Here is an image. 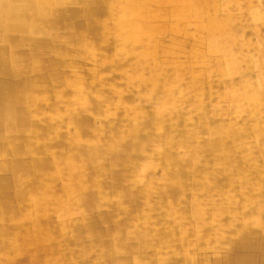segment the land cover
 <instances>
[{
  "label": "crops",
  "instance_id": "1",
  "mask_svg": "<svg viewBox=\"0 0 264 264\" xmlns=\"http://www.w3.org/2000/svg\"><path fill=\"white\" fill-rule=\"evenodd\" d=\"M56 1H58V4L62 6L61 8L60 6L57 7L56 5L55 7L54 6L51 7L48 1H39V3L37 4V1H28V0H0V132H1L0 133V145H1L0 146V183H4V185H2L1 187L2 188L5 187L7 189L5 191L0 192V196H4V197H10V196H19V197L24 196L25 197L27 195L35 196L39 194L37 192V190L39 189L38 187L41 186L43 182H48L50 180L57 181L58 183H56L57 184L56 186H58V188H62V190H64L66 186H70L72 190V183L67 181L68 178L63 175L55 176L54 172H57L59 169H61V171H64L66 169L67 172L68 170L70 171V169L71 171L73 169L80 171V169H82V167L85 165H86L85 171H88L90 169L91 161L87 160L86 157L90 156L89 147L92 141L91 140L92 137L89 132L92 131V128H93L92 125L94 124L95 120H93L92 118L86 115H83L82 113L94 112V113L100 114L97 110L95 109L92 110L90 108L88 101L92 99L102 101L103 104L111 101L110 98L108 99L106 95L102 96L101 98H98V97L93 98L90 95H88V93L92 90V88L93 89L96 88L97 86L96 83L98 82L97 81L98 76L89 75L88 74L89 71H87V69H85L84 66L82 65V63L91 62L89 58L91 54V46L89 45L88 42H90L89 38H91V35L94 32H90L88 31V29H85V23H87V21L89 22L88 19H90V15L86 14L87 13L86 10H87V6H89V2H91L92 0H56ZM218 1L219 0H216V1L215 0H178V1L159 0L158 3L152 2L150 0L137 1L138 6H141L142 8L144 7L142 11L147 12V13H152V18H154L155 15L159 16L160 11L165 10L166 18H165L163 27H165L166 30L159 38L162 37V39L164 40V44H166L167 47L164 46L163 49H157L155 51L152 47H150V44H148L149 41H147L146 39H142V41L140 42L143 43L144 45H142L141 47L135 46L136 43H140L138 41L135 43H128L126 47L118 46V44H115V46H109V49L108 50L105 49V51H102V53L106 54L105 58L108 57L107 55L112 54L113 56L114 53H117L120 56L122 55L123 57L121 56V58H123L125 61H128V63H125L124 65L120 64L119 66L118 64H116L115 67L116 68L120 67L122 70H125L126 68H128V70L126 71L127 75H129L130 78L136 77V79H134L133 82L131 81V83L141 84V86L144 87L142 88L143 90L145 89L149 90L148 88L152 84V81H151L152 78L151 79L143 78L145 80H142L141 82L138 79L140 78V75L148 76V77L152 76L153 73H150V72H153V70H151L152 69L151 67L154 68V63H150L149 65H142V64L137 63V59L141 58L144 60L145 54L149 55L150 52H153V51H155L157 54L160 53V56L158 55V59L160 58V59H163V61H165L163 65L164 70L159 69L160 66L156 67V69L158 68L157 71H159L160 74H156L158 76H157V79L154 81L158 83L160 82V84L158 85L159 87L161 86L160 90L167 92V90L165 89L167 77L162 74H164L168 63L175 64L176 66L180 62V61L170 60L171 58L170 52H172L170 51V47H171L170 43H173V45H175V42H176V40L172 42V37L176 38L179 36L178 33L176 34L174 33L175 31L171 33V26H170L171 10L177 11L175 16H173V18L177 19L176 16L180 17L178 18V21H177L178 23L177 29L179 31L181 30V27H182L181 19L184 18L185 16L187 17V15L189 14V16L185 19V20H188L186 23L192 22V20H190V17H194L195 19L191 25H193L194 27H197L199 24H201L202 28L205 30V32L209 36L216 37L218 39V37L223 36L225 32H228V29H229L226 27V24H225L226 22H221L217 20V17H218L217 13L219 11ZM159 2L160 3L163 2L162 4L163 7L161 9H159V7H161L159 6L160 5ZM257 3L259 5L260 4L264 5V0H257ZM250 4H251V0H236L235 2L230 4L231 5L230 7L238 11L240 14L238 16L239 18L237 19V22L241 18V15H242L241 13L243 11H246L250 7ZM33 7H35V9L32 11L31 9ZM109 10L110 9L108 7L106 8L102 7L96 11V14H94L95 18H93V20H95V22L99 24L97 27L99 31H102L104 27H108L105 24V21L113 19L114 21L113 25L115 26L116 25L115 23H117L119 19H120L119 21L128 19L129 14H126L127 17H125V19L121 17L117 18V15L113 16L112 13L111 14L108 13L107 11ZM165 12H164V17H165ZM31 13H33V15ZM140 20L142 22L138 23V26L142 28L141 35H146L147 29H151L150 33H152L154 25L153 23H151L149 18H147L145 14H142ZM146 22L148 25L146 24ZM60 25L62 26V28H60ZM75 25L77 26L75 27ZM7 26L9 28H7ZM68 26L73 27V29H71L72 30L71 33L68 32L69 29L67 31H64L68 28ZM81 26H83L84 29L82 28L81 30L79 28ZM173 28H176L175 25L173 26ZM232 28L237 29L233 26ZM63 32H66L67 35H64ZM110 32L111 31H109V33ZM128 32H127L128 34H125L126 37H128V35H131L129 30ZM109 35L117 37L120 34L115 32L113 34L110 33ZM69 36L70 38L68 41L66 39H68ZM101 36L106 39L108 35H101ZM143 37H146V36H143ZM235 41L237 42L239 41L238 36L235 37V35L229 34L227 44H223L219 41L210 43L211 48L215 49V51L222 52L224 56L223 58L224 62L227 63L228 66L229 64L230 66H233L234 63L236 64V62H240L239 59H231V53L239 52L238 50H240V48H238L239 47L238 43H236ZM107 43H109V40ZM81 45H83V48H80ZM36 46H38V48L35 49ZM9 52H12V53H9ZM166 52H168V54H166L165 57H163L162 53H166ZM174 52L178 56L181 55L180 54L181 51H174ZM73 53L77 55L78 57L75 56ZM260 53L262 54L263 52L261 51ZM131 55L132 57H130ZM103 58L104 57H101V58L99 57L101 61ZM257 60L260 62V64L258 65L260 66V68L261 66H264V58H258ZM220 62L221 61L217 63H220ZM138 69L141 70L142 72L141 74L135 73L136 70ZM142 70L147 71V73L148 72L149 73L148 74L144 73ZM177 70L179 71L178 68ZM131 71H134V73H132ZM24 78L26 81L24 80ZM99 78L102 79L99 84H101L103 88L107 86L106 83L109 80L116 79V77L113 78L112 75L104 76V77L102 76ZM177 78L179 77H176V79ZM126 80L128 81L129 79H126ZM258 80H259V85L260 84L264 85V74H260L258 77ZM253 83L255 82H251V80L249 83H247L246 80H244V82L241 83L243 85L242 86L243 92H242V97H241L243 108L239 107L240 108L239 110H241L242 113L244 114L245 113L248 114V116L250 117H256V116L264 114V105L256 104L257 103L256 101H260V102L264 101V95L261 96V95H258V93L253 92L254 96H252V94L250 95V92L248 93L249 88L247 87H249L248 85H252ZM238 85L240 84L238 83ZM37 86L39 87L35 88ZM180 87H181L180 83H177L176 86H172L173 95H171L170 100L168 98H165L164 95H160V94H157L153 97L147 96L144 94L145 91H142L141 92L142 95H139V96L142 101L146 99L152 100L153 104L154 102H158L161 100L162 102L165 103L163 104L164 107L167 105L168 107L173 106L172 112H174L176 105L170 104V103L171 102L174 103L172 101V97L176 94L177 89H179ZM192 88H194V85H192ZM246 89H248V91ZM29 90L30 91L32 90L31 93ZM114 91H122L124 93H128L132 91V87L126 86L125 90L116 89ZM59 93H62L63 97ZM194 96H195L193 99V102H194L193 104L195 107L194 110L196 112L198 111L197 113L202 112V115L205 116V120L207 121V124L209 125L214 124L215 122L213 118L215 117L212 118L211 115H208L206 113V111L208 112V110L206 109V106H204L202 99L198 97V93L195 92ZM67 97H72L73 99L71 98L72 100H68L70 99L68 98L67 100H65V98ZM124 97L122 100L137 101L138 99V95L133 96L132 98H128L127 96H124ZM256 97L259 99H256ZM233 100H235V98ZM237 101H240V100L238 99ZM253 102H256V103H253ZM63 104H64V108H61L60 105H63ZM244 104H246L247 107H244ZM228 109H231L230 105L228 106ZM102 111H104L103 106H102ZM149 114H151V116H154L153 112ZM166 114L169 115V112ZM199 117L200 116L198 115L196 116L195 119H199ZM201 119H203L202 116H201ZM260 122L261 121H258L256 125L259 126ZM199 124L200 122H197L195 120L194 129L192 130L193 131L192 133H196L197 131L200 130ZM60 126H64L66 129L72 132L67 133L66 135H62L58 131V128ZM75 126L78 129V134H77L78 136L75 135ZM228 129L229 128L226 127V131ZM258 131L259 132L255 133V136H256L255 142L258 143V150L256 149L255 150L259 154H261L262 157L261 156H259V158L255 157L254 153L245 147L240 148V146L242 145L241 143H247V141L246 139H244L245 136L239 133H236V134L233 133L232 135L233 142L227 141V136L229 132L226 133L227 135L226 137H221L224 140L223 144L227 146V149H225L224 152L217 154V152H215L213 149L214 154H217L218 156H220L221 157L220 159H223V161H225L226 166L230 164L232 167H234V170H231V171L224 170L220 172V174L218 175L222 176L223 179L219 180V179H215L214 177L210 185L215 184L216 186H219L220 184L218 183L223 182L224 183L222 184L223 186L225 185L227 187H231L232 181L230 179H227V182H226V178H234V179L237 178V181L239 182L242 179L241 176L245 174L246 170L249 171L251 177H254L252 178L251 181L252 182L255 181L254 184L258 185L257 188L255 189L253 188L254 189L253 191H252V188L250 189L244 186L247 189V191L246 189L245 191H243L244 195H241V197H239V200L241 198H245V194H247L246 196H249L248 193L257 191V194L256 193L253 194L254 196L253 198L255 200H250L248 199L249 197H246V199H244V201L249 200L248 205L247 203L242 202L240 205V208H237L235 206H238L239 204L235 205V203L233 202L237 200H231L230 201L231 203L227 200V202L231 204V208L229 209L228 208L229 206L227 205L228 203L225 204L226 207L228 208V211L232 213L237 212L236 213L237 215H241L243 217L242 220L237 222V224L235 225L229 221L225 222L221 226L220 228L221 233H218L217 237L213 238L212 235L203 233L201 235L203 236V239L202 240L200 239L201 240L200 242L202 243L204 240L205 242L207 241L206 242L207 244L204 245V244H201L200 242H196V247L194 248H189L188 246L185 247L183 240H184V236L186 235V233L185 235L178 234V232L174 230V232H176L175 234H177V240H174L172 242L168 241V243L163 241L162 243L163 246H166L164 248H167L166 249L167 251H165L164 253L158 254V252L163 249V246L162 248L154 247L152 253H153V256H155V258L157 257L156 258L157 261H154L148 258L146 249H145L146 247H144L143 249L144 255L142 254V261H144L145 264H168L169 262H171L169 264H177V261H178V264H186V263L193 264V261H201L200 264H208L210 260L213 261V260L221 259V258L223 260L225 259L227 260L228 259L226 258L227 256L219 255L218 251L226 252V250L228 249V244H229L228 242L230 240H235V235L238 234L239 231L243 230L244 231L243 235H244L245 230H251V229L259 230L260 229L261 223L259 222L260 221L262 222V216H256L257 213H253V215L250 214L251 209L253 210L255 209V211L258 210L261 213L262 211H264V192H263L264 191V168H261L260 167L261 164H258L259 159H262L264 161V148L262 149L259 148V145L264 146V138H263L264 130L258 129ZM202 132L203 131L201 130L200 134ZM79 133L83 135H80ZM217 133L220 134L221 136L225 134L224 131H217L214 133L216 135L214 138L218 137ZM95 138L97 137L96 136L93 137V139ZM35 139L37 141H35ZM66 141H68L69 144ZM238 143L240 144L238 145ZM201 144H203L201 145V149H203V151L208 149L206 142L201 141ZM180 146H182V144L179 145L178 147ZM213 147L216 149L217 145H214ZM203 153L204 152H201V154ZM196 155L198 157L202 156L200 154H196ZM186 159L187 158L184 157L182 161L185 162ZM190 159L196 160V158H190ZM198 159H201V158H198ZM97 160L98 161L103 160L101 162L104 165L105 164L104 161L107 162L109 160V157L102 158L101 160L99 159ZM182 161L180 163H182ZM96 163L97 161L96 162L94 161L92 165L95 166L94 164ZM204 171L206 170L204 169ZM43 172H46V173L44 174ZM102 178L103 177H100L99 181H101ZM224 179H225V182H224ZM29 180L34 181L36 183L31 186L32 192L30 189L29 190L30 192L27 193V187L29 186L27 182ZM87 180H88V184H86L85 188H83V192L86 193L85 195L90 194L94 196L97 194L98 197L100 196L104 197L106 195V190L103 188L104 186L102 185V183L99 185L90 184L89 177H85L83 179L84 182H86ZM5 181L6 182L10 181L9 187L6 186ZM11 181H17L18 183H16L15 186L14 185L12 186ZM96 185L97 187H99V189H97L96 187L94 191L91 189L88 192H86L87 188L96 186ZM62 190H60L57 193L63 194ZM91 192H94V194H92ZM71 194L73 197L79 195L78 192H73V191H71ZM152 194L153 196L157 195L158 197L162 199L165 198L168 200V198H166V195L163 192H160L158 194L156 193H152ZM233 194L236 195L235 193ZM179 196L184 197L185 194L179 193ZM230 199H233V198H229V200ZM142 203H146L145 200ZM142 203H139L141 205L138 208H135V210L143 208L144 206ZM208 206L214 207L215 204L213 205L208 204ZM176 207H178V205H175V208ZM102 208L103 207H100V209ZM100 209L98 212H101ZM114 209L116 210L118 208H114ZM243 209L244 210L247 209L248 212L246 213L242 211ZM14 210L18 211L19 214H26L28 212L27 208L24 206L14 209ZM92 210L93 209H88V214H91V215L95 214L96 210L95 211L93 210V212H91ZM241 216L239 219H241ZM256 217L260 218L259 219L260 221L256 222L259 225H256V223H254L256 225L255 226L254 224L250 222V218L252 219ZM104 224L107 225L106 223H100L98 227H91L93 230L92 233L96 235L97 231H100L101 229H105V228H102V225ZM120 224H123V223L119 222L117 226H119ZM11 225H16V224L14 223L12 224L8 222V220L6 219L4 222L0 223V228L11 226ZM217 230L219 229L217 228ZM165 232L159 233V235H165L166 234ZM220 234L224 237L220 238L219 237ZM140 235L142 236V241H145L151 238V235L149 233L148 234L140 233ZM152 235H153L152 238H154L152 242H154L156 237H154V233ZM240 235H241V232H240ZM207 239H212V240L209 241ZM225 239H228V240H225ZM87 243L89 245L90 241L88 242L87 240ZM167 244L168 245L170 244L169 246L172 248L170 249V251H173V253L175 254L172 258L170 257L171 254L167 255V252L169 251ZM105 245L107 244L105 243ZM152 246H153V243L149 247H152ZM95 249L96 248L94 247L93 250ZM137 249H138V246H136V248L133 249L136 251L135 253L137 255L135 259H138L136 261L140 262L141 258L139 257L137 253ZM185 251H186V256H184ZM187 251L189 253L188 256H187ZM124 254H122L123 258L128 256V253H126L125 256ZM263 257H264V254H263ZM37 259H39L40 264H42V262L44 261V257H39ZM56 259H58V257ZM166 260L167 262H165ZM126 261L128 262V260Z\"/></svg>",
  "mask_w": 264,
  "mask_h": 264
},
{
  "label": "rangeland",
  "instance_id": "2",
  "mask_svg": "<svg viewBox=\"0 0 264 264\" xmlns=\"http://www.w3.org/2000/svg\"><path fill=\"white\" fill-rule=\"evenodd\" d=\"M216 1V0H215ZM236 0H219V11L217 13L218 17L217 20L221 22H226V27L229 28L228 32H225L223 36L218 37H211L209 36L205 30L202 28L201 24H197V27H194L192 22L194 21V17H190V20L192 22L186 23L188 20H185L187 17H184L181 19V30H178L179 38L176 40L174 51H181L180 62L175 66V64L168 63L166 70L164 72V75L167 77V81L165 84V89L169 91L171 86H176L177 83H180L181 87L177 89L176 94L172 97V101L175 104L176 107L173 110V106H165L162 105L164 102L161 100L158 102H152L149 99H146L149 101V104L147 106H142V101L139 95H142V91H145L144 94L150 97L155 96L156 94L154 92H150L148 90H139L138 92V99L137 101H133V103L125 104L124 108L128 113L120 110V112L116 111L111 105L112 102H107L102 104L103 110L100 114L94 113V112H85L82 113L83 115H86L93 120H95L94 124L92 125V131L98 132L96 135L97 138L91 139L92 142L97 140L102 141H110L111 135L109 132L104 133L108 128H106L105 131H101L100 129L101 124H105L103 120L108 119L109 121H113L123 125H129L131 128L128 130L127 128H120L115 129L118 131V139L119 142H126L129 141V133H132L133 131V125L130 123L132 122L134 124L135 118L141 119L142 125L139 126L140 128V136L146 135L142 139V146L140 151L137 153V159L136 161H131V166L135 165L137 166L138 170H143L144 167L147 172V174H143L142 177L147 180H151L152 184L151 186L154 187H163L164 180L163 178V171L164 167L170 166V169L173 174H176V165L177 163L182 164L183 168L181 173V178L179 181L176 179H173L172 184H176L177 182L179 185H182L181 187H186L187 190H185V196L182 199V202L180 203V206L178 207H171L169 206L170 200L165 198H160L157 195L152 194V200L149 202L150 208H140L136 210L130 211L132 213V218L127 221V223L120 224L114 229H110L107 235L103 236L101 238L102 243H106L107 246L100 245L97 247V249L93 250L89 255H78L76 257L67 258L65 262L62 264H112L109 261H104V259H108L110 261L112 260H119L123 259V246H127L129 250L133 253H128V256L124 259L128 260L131 264H135L136 260V253H134V250L136 246H143L146 247V253L148 258L151 260L157 261L155 256H153V249L155 248H161L163 246V239L156 238L153 241L154 238H152V234L156 233H164L165 231H168L170 229L178 230V234H184V240L183 243L185 244V247L194 248L196 247V242H200L201 240L194 239V237H200L203 233L212 235V237H217L218 233H221V226L229 221L232 222L233 219L240 220L241 215H237L236 213H232L228 211V208L226 207L227 200L230 202L229 198H233V201L235 205L239 204L238 206H235L237 208H240V205L242 202L249 203V200L244 201L246 197H249L250 200H255L253 197V194H257V191H254L252 193H248L249 196H246L245 198H241L239 200V197L241 195H244L243 191H245V187L252 188V191L258 187V185L254 184L252 182V178L250 176L249 171L246 170L245 174L241 176V181H237V178H226L230 179L232 181V186L227 187L223 186V182L218 183L219 186H216L215 184L210 185L208 181V175L202 172V168L207 170V172H210L211 170L217 172H222L224 170H234V167H232L230 164L227 166L225 165V161L223 159H220L221 157L217 154H214L213 149H215L210 144V140L212 139L211 135L212 132L217 131H224L225 133L229 132L227 136V141L232 142V135L233 133H239L244 137V139L247 140V143H241L242 145L240 147H245L248 150L252 151L254 153L255 157L261 156L256 150H258V143L255 142L256 136L255 133L259 132L258 129L264 130V114L259 115L256 117H250L248 114L242 113L240 108H243L241 97H242V82L246 80L247 83L255 82L252 85H248V93L250 92V95L254 96L253 92L258 93V95H264V85H259L258 77L260 74H264V66H258L260 62L257 60L258 58H264V5L258 4L257 0H251L250 7L243 11L241 14V18L238 16L240 15L238 11L232 9L230 7L233 2ZM163 2L160 3L159 6L161 8L163 7ZM159 7V9H161ZM157 9V10H159ZM189 16V14L187 15ZM178 18L180 17H177ZM175 19V18H171ZM114 21L113 19L105 21V24L108 27H113ZM116 24V23H115ZM111 25V26H110ZM235 27L237 29L232 28ZM239 26V27H237ZM151 30V29H150ZM151 32V31H150ZM115 33V32H114ZM176 34V31L174 32ZM113 34V32H112ZM235 35V37L238 36V50L239 52L231 53V59H239L240 62L234 63L233 66L227 65V63L224 62V56L222 52L215 51V49L210 47L211 42H221L223 44H227L228 42V35ZM110 37V36H109ZM107 38V37H106ZM112 38H117L112 36ZM102 40H105L103 38ZM143 43H136L135 46H142ZM115 46L113 43V40L110 39L108 46ZM178 48V49H177ZM237 49V48H236ZM108 50V49H107ZM105 51V48L103 50ZM263 52L262 54L260 52ZM95 60L93 62H85L82 63L85 69H87L89 72V75H95L99 77L109 76V75H119L122 72L125 73L128 69L122 70L120 67L116 68V61H114V55H107L106 57L105 53L102 52H95ZM115 55L117 53H114ZM117 56V55H116ZM99 57H104L102 61L99 59ZM113 58V59H112ZM221 61L220 63H217ZM136 64V63H135ZM103 66V67H102ZM177 68L179 69L177 74ZM120 71V72H119ZM144 73H147V71L142 70ZM174 71V72H173ZM94 72V73H92ZM92 73V74H91ZM99 73V74H98ZM102 73V74H101ZM137 74H141V70H136ZM149 73V72H148ZM147 73V74H148ZM172 73V74H171ZM155 74H159V71L156 70ZM179 76V78L176 79V77ZM108 78V77H107ZM115 78V77H114ZM98 82H101L100 80H97ZM177 82V83H176ZM238 83L240 85H238ZM107 91L111 92L114 90H125L126 86L129 84V82L126 79L123 78H116L114 80H109L107 83ZM234 84V85H232ZM192 85H194V88H192ZM100 88V90L98 89ZM95 92L104 91L101 90V87L94 88ZM173 88L171 89L169 93V98L171 99V95ZM251 90V91H250ZM198 93V97L202 99L204 106H206V113L208 115H211V117L214 118V124L209 125L207 122L200 123L199 127L204 128L203 132L201 134L194 133L192 136L195 137L199 141H204L207 143L208 149L204 150L203 152L206 155H202L201 152L189 149V147H186V144L182 142V148L178 152L175 150L180 157L182 155L185 156V154H189L188 158L182 163H180V159H168L166 162L162 163V160L156 156V152L161 149L164 146L163 141V135H166V132L161 130L160 127L156 125L158 119H157V113L160 114L162 118L167 116L169 114H172V117L169 118L166 123L176 125L178 123V117H180L179 126L178 128H174V133L172 136V139H176L178 136L180 137H187L192 134V130L194 129L193 123L195 122L196 116H200L199 118H203L205 120V116L201 113H197L194 110V93ZM260 93V94H259ZM159 94V93H158ZM97 97L96 93H93ZM93 98H96L93 96ZM128 95V94H126ZM72 100V97H67L65 100ZM72 98V99H71ZM235 98V100H233ZM115 99V98H114ZM240 101H237V100ZM256 99H258L256 97ZM140 101V104H139ZM257 102V103H256ZM254 103L259 105H264V101H256ZM252 103V102H250ZM193 104V105H192ZM231 106V109H228V106ZM251 105V104H250ZM127 106V108H126ZM138 106H141L140 108H137ZM61 108H64V104L60 105ZM133 109H132V108ZM171 107V108H170ZM240 107V108H239ZM244 107H247L246 104H244ZM123 108V109H124ZM131 108V109H130ZM131 111H130V110ZM215 110V111H214ZM154 113V116H151V113ZM178 112V114H177ZM180 112V113H179ZM174 115V116H173ZM215 115V116H214ZM117 116V117H116ZM120 116V117H119ZM178 116V117H177ZM110 117V118H109ZM112 117V118H111ZM211 118V119H212ZM114 119V120H110ZM258 121H261L259 126L256 124ZM198 122V120H197ZM148 123V124H146ZM150 123H155V126L152 127V131H148V127ZM186 125V126H185ZM203 125V127H202ZM223 126V127H222ZM226 127L229 128L226 131ZM250 127V128H249ZM104 129V128H103ZM248 129V130H246ZM257 129V130H256ZM58 131L62 135H66L67 133H71L72 131H69L64 126H60L58 128ZM254 131V132H253ZM256 131V132H255ZM102 132V133H101ZM249 132V133H248ZM246 135H244V134ZM177 135V137H176ZM162 138V140H160ZM180 138H178L179 140ZM196 139V140H197ZM183 140V139H182ZM184 141V140H183ZM91 143V144H95ZM240 144V143H239ZM238 144V145H239ZM259 148H264L263 145H259ZM256 149V150H255ZM197 152L198 154L202 155V159H190V154ZM155 154V156H154ZM175 161V162H174ZM177 161V162H176ZM258 164H261L260 167L264 168V161L262 159L258 160ZM166 165V166H165ZM259 166V165H258ZM149 168V169H147ZM136 170V171H138ZM198 170V171H197ZM136 176V177H135ZM138 174H125L124 176L119 177L118 179L122 182V184L130 185V183L136 181L139 179L137 177ZM215 179L222 180L223 177L219 175L214 176ZM107 178V179H106ZM143 179V185H147L145 183V180ZM114 179L111 176L104 177L102 181L106 183L112 182ZM125 180V181H124ZM169 181V179H168ZM225 182V180H224ZM145 183V184H144ZM150 183V182H149ZM244 183V184H243ZM143 185H139L137 188L140 190L142 189ZM245 186V187H244ZM96 186H92L86 189V192L89 190L96 189ZM243 187V189H242ZM210 188V189H209ZM254 188V189H253ZM205 189V190H201ZM201 190V191H200ZM120 191V192H117ZM247 191V189H246ZM107 194V201L112 204H118L119 207L116 210H111V208L107 205L103 206V208L100 210L101 212H111L113 216V219L115 222H120L121 217L126 215L128 212L127 208V202L128 200H133L135 196V200L138 202H143L145 199L144 197V191L143 194L141 192L134 191V196H131L128 200L121 199V190L116 191H106ZM236 195H234L233 193ZM138 194V195H137ZM131 195V194H130ZM233 196V197H232ZM118 201V202H116ZM196 202V203H195ZM108 203V205H109ZM154 203V204H153ZM157 203V204H156ZM159 204V205H158ZM208 204H215V206H208ZM152 205V206H151ZM155 205V206H154ZM154 206V207H153ZM168 206V207H167ZM183 206V207H182ZM236 208V209H237ZM148 209V210H147ZM177 209V210H176ZM195 210V211H194ZM174 211V212H173ZM176 211L181 212L182 215H176ZM244 212H248V210H242ZM160 212V213H159ZM167 212V213H166ZM170 212V213H169ZM173 212V213H172ZM211 212V213H210ZM203 213V214H202ZM149 215L150 221L144 222L143 219H145ZM164 215H169L170 219H182V224L178 225L176 223L167 222L166 217ZM159 216V217H158ZM161 216V217H160ZM135 217V218H134ZM138 217V218H137ZM142 217V218H141ZM118 218V219H117ZM198 219L200 221L199 224L193 223L194 219ZM211 218H215V221H211ZM158 220V221H157ZM154 221V222H153ZM169 221V220H168ZM163 224V225H162ZM169 227V228H168ZM102 228H107V225H102ZM183 228V229H182ZM217 228L219 230H217ZM124 232V233H122ZM146 233L150 234L151 238L147 239L145 241H137L135 238H133V235L136 233ZM189 232V233H188ZM189 235V236H187ZM116 236V237H115ZM120 236L131 237L128 240L119 239ZM220 238H223L220 234ZM114 242V243H113ZM141 242V243H140ZM207 242V241H206ZM204 240L201 244H207ZM108 243L114 244L117 250V256L113 254L110 247L108 246ZM152 247H149L152 245ZM52 245H57L54 247L53 251L50 252L48 255H41L40 257H44V261L51 260L52 263H55V259L58 256L57 250L61 251L64 247L60 245V243H57L55 241L51 242ZM118 244V245H117ZM59 245V246H58ZM120 245V246H119ZM120 249V251H119ZM172 249V248H171ZM65 251V250H63ZM62 251V252H63ZM167 251L166 249H162V253ZM191 251V250H190ZM61 254V253H60ZM59 254V255H60ZM184 255V254H183ZM189 255L187 251V256ZM186 256V251L185 255ZM110 257V258H109ZM97 258V259H96ZM100 260V261H99ZM102 261V262H101ZM120 261V260H119ZM42 262V263H43ZM67 262V263H66ZM95 262V263H94ZM99 262V263H98ZM106 262V263H105ZM25 264H30V262H24ZM140 264H145L144 261H141Z\"/></svg>",
  "mask_w": 264,
  "mask_h": 264
},
{
  "label": "bare ground",
  "instance_id": "3",
  "mask_svg": "<svg viewBox=\"0 0 264 264\" xmlns=\"http://www.w3.org/2000/svg\"><path fill=\"white\" fill-rule=\"evenodd\" d=\"M28 1H37V4L39 3V1H48V3H50L51 7L52 6L55 7V5L57 7L60 6V8L62 7L61 5L58 4V1H56V0H28ZM137 1H143V0H92L91 2H89V6H87V10H86L87 13L86 14L90 15L91 20L88 19L89 22L87 21V23H85V29H88V31H90V32H94L91 35V38H89L90 42H88L89 45L91 46V54H90V56L88 55L91 62H93V60L95 59L96 54H94V51L95 52L96 51L102 52L101 50H103V48H105L106 50L109 49V47H107L108 46L107 42L110 39L113 40L114 44H118V46H123V47H126L128 43H135L137 41L140 42V41H142V39H146L147 41H149L148 44H150V47H152L155 51L157 49H163V47L166 46V44H164V40L162 39V37L159 38L164 33V31L166 30L165 27H163L164 21L166 18L165 10L160 11L159 16L155 15V17L152 18V13H147V12L142 11L144 7L142 8L141 6H138ZM150 1L158 3L159 0H150ZM176 1H178V0H176ZM183 2H185V1H183ZM42 3H44V2H42ZM166 3H167V1H166ZM102 7L103 8L108 7L110 10L107 12L110 14L112 13L113 16L117 15V18L121 17V18L125 19V17H127L126 14H129L128 19H125L123 21H119L120 20L119 19L115 26L104 27L102 31H99L97 28L99 24H97V22H95V20H93V18H95L94 14H96V11ZM34 9H35V7H33L31 10L33 11ZM83 10H85V9H83ZM164 12H165V17H164ZM176 12L177 11L171 10V12H170L171 18H173V16H175ZM31 14L33 15V13H31ZM142 14H145L146 17L149 18L151 23H153L154 26H153V32L152 33H150V29H147L146 30L147 34L141 35L142 28L140 26H138V23L142 22L140 20ZM97 17H99V16H97ZM199 17H201V16H199ZM83 18H85V17H83ZM171 18H170L171 33H173V31H176V33H178V29H177L178 28V23H177L178 20L177 19H171ZM146 24H147V22H146ZM77 25H78V23H77ZM77 25H75V27ZM174 25L176 28H173ZM7 28H9V27L7 26ZM60 28H62L61 25H60ZM79 28L82 30L83 26H81ZM71 29H73V27L68 26V28L64 31L68 30V32L71 33V31H72ZM128 30L130 31L131 35H128V37H126L125 34L129 33ZM109 31H111L110 32L111 34H112V32L113 33L117 32L120 35L117 36L118 38H112V36L109 35L110 34ZM11 33H12V31H11ZM63 33H64V35H67L66 32H63ZM102 33H104V34H102ZM101 35H108V36L105 40H102L103 37ZM49 36H50V34H49ZM143 36H146V37H143ZM69 38H70V36L68 37V39H66V38L65 39L69 41ZM178 38L179 37H176V38L172 37V42H174ZM169 40H170V38H169ZM170 44H171L170 51H172L174 49L173 48L174 45H173V43H170ZM9 46H10V44H9ZM116 47H117V45H116ZM36 48H38V46H36L35 49ZM80 48H83V45H81ZM1 49H2V47H1ZM35 49H34V51H35ZM140 50H142V49H140ZM155 51L150 52L149 55L145 54L144 60L137 57L138 58L137 59L138 64L149 65L150 63H154V68L151 67L152 68L151 70H153V72H150V73H153L152 76L149 75L150 77H148V76L140 75V78L138 80L141 82L142 80L152 78L151 79L152 84L149 86L148 91L154 92L155 94L159 93L160 95H164L165 98H168L170 100L169 93L172 89V86H171L170 90L166 92V91L160 90L161 86L160 87L158 86L160 84V82L158 83V82L154 81L157 79V76H158L155 74L156 70L158 69V68L156 69V67L160 66L159 69L164 70L163 65L165 62V61H163V59H160V58L158 59V55L160 56V53L157 54ZM9 53H12V52H9ZM170 53H171L170 54V56H171L170 60L171 61L172 60L179 61L180 58L178 55L175 54V52H170ZM166 54H168V52L162 53L163 57H165ZM116 55L114 54V61H116L115 64H118V66H119L120 64L124 65L125 63H128V61H125L123 58H121L122 55L121 56L119 54H116ZM75 56H77V55H75ZM86 56H85V58H86ZM130 57H132V55ZM143 61H145V62H143ZM176 71L178 74V70H176ZM131 72L134 73V71H131ZM162 75H164V74H162ZM112 77L113 78L116 77V78L129 79L128 80L129 84L127 85V87H132V91H130L128 93H124L122 91H111V92L109 91L108 92L107 86L106 87L104 86L105 88H103L102 85L99 84L100 82H97L96 87H101V90L103 89L104 91L97 92V90H96V92H95L94 91L95 89L92 88V90L88 93V95H90L92 97L93 93H96L98 98H101L102 96L106 95L108 97V99L110 98V100H111L110 102H112L111 106L118 112H120V110H122L123 115H124V112L128 113V111L125 110L124 105L128 104V103H133V101L132 100H122L123 97L127 96L128 98H132L133 96H137L139 90H142V88H144V87L138 83L137 84L131 83V81L133 82V80L136 79V77L130 78V76L127 75V72H125V73L122 72L119 75H112ZM159 77H160V75H159ZM177 77H179V76H177ZM143 78H145V79H143ZM24 80H25V78H24ZM98 80L101 81L102 79L98 78ZM38 87L39 86H37L35 88H38ZM98 89L100 90V88H98ZM145 90H147V89H145ZM31 91H30V93H31ZM59 94L62 95V97H63L62 93H59ZM59 94H57V95H59ZM126 94H128V95H126ZM93 96H95V95H93ZM65 97H66V95H65ZM61 102H63V101H61ZM88 102H89L90 108L92 110L95 109L99 113L102 112V106H103L102 101L92 99ZM139 104H140V101H139ZM147 104H149V101L145 100L144 102H142L141 105L147 106ZM163 104H165V103H163ZM140 107L141 106H138L137 108H140ZM126 108H127V106H126ZM177 114H178V112H177ZM171 117H172V114H169V115L165 116L164 118H162L160 116V114L157 113L158 121H157L156 125L161 128V130L164 132V134L166 132V128L168 129L166 132V135H163V137H162L163 141H164V146L156 152V156H158V158H160L162 160L161 164L166 162V160H168V159H175V160L180 159V162H181L184 157L188 158L189 154H185V156L182 155V157H180L179 154L175 151V150H177L178 152L180 151L182 146H180V147H178V146L181 145L182 142L186 144L187 148L189 147L190 149H194L196 151L198 150L199 153L203 152V149H201V145H203V144H201V141H199L196 138V136L195 137L192 136L194 133L190 134L188 136V138L187 137H180V136L177 137V135H176L177 138L172 139L173 133L175 131L174 128L177 129L178 128L177 126H179L178 124H180L179 123L180 117L177 116L178 117V123L176 125L167 124L166 121ZM103 120L104 121L106 120V121L104 122L105 124H103V123L101 124L100 129H102L101 131L103 132L106 130V128H108V130H106L104 133L109 132L112 140H110V141L97 140V141H94V142H96L95 144H90V147H89L90 148V150H89L90 156L86 157L87 160L91 161L90 169L88 171H85L86 170V165H85L82 167V169H80V171H77L76 169L75 170L73 169L71 171V169H70V171L68 170V172H67L66 169L64 171H61V169H59L57 172H54L55 176L56 175L57 176H60V175L66 176L68 178L67 181L72 183V190H71L70 186H66V188L64 190H62V188H58V186H56L57 185L56 183H58L57 181L50 180L48 182H43L41 184V186L38 187L39 189L37 190V192L39 194H37L35 196H28V195L25 197L24 196L23 197L0 196V223L4 222L7 219L8 222H10L12 224L13 223L16 224V225H11V226H6L3 228H0V264H25L24 262H30V264H40V261L37 258H39L41 255L43 256V255L50 254V252L53 251L54 247L57 246V245H52L51 244L52 241L60 243V245L62 247H64L63 249H61V251L57 250L56 254H58V256H57L58 259L55 260L54 264H62L63 262L66 261V258H68V257L72 258V257H76L78 255H82V256L88 255L93 251L94 247L97 249V247H99L100 245L105 246V247L107 246V245H105V243H101V238L103 236L107 235V233L109 232L110 229L116 228L119 222H115V220L113 219L114 215H112L111 212H109V213L104 212L103 213V212H98V211H99L100 207H103L105 205L109 206L113 210H115L114 208H118L119 205L118 204H112L111 205L107 201L108 199H107L106 195L108 194V192H106V195L104 197H101V196L98 197L97 194L94 195L95 197L93 195H90V194L85 195L86 193L83 192V188H85L86 184H88V180L86 182L83 181V179L85 177L90 178V182H89L90 184L99 185L102 183V185L104 186L103 188L106 191L111 192V191H116L118 189L121 190V199L128 200L131 196H134L133 195L134 191L141 192L142 194H143L142 191H144L145 199H143V200H145L146 203L141 202L144 206L143 208H150V206H148L149 205L148 203L152 199V197H151L152 193L158 194L160 192H163L166 195V198L170 199V202H169L170 208L175 207V205H179L182 202V199L184 197H180L179 193L185 194V192H186L185 190H187V188L181 187V186H183V184L179 185L177 182H175L176 184H172L173 179H176V181L177 180L179 181L180 179H182L181 178V173H182L181 169L183 168V166L181 164L179 165V163H177L178 165H176V169H174L177 172H176V174H173V175H172L173 171H171L170 166L165 165L166 167H164L163 178H162L164 180V184H163L164 186L159 187V188L151 186L152 181L144 179L142 177L143 174H147V172H145L146 170H144L145 167L143 170H138L137 166L136 167H135V165L131 166V164H130L131 161H136V159H137L136 155H137L138 151H140L141 146H142V139L144 136H146L145 134L140 136L141 134H140L139 126L143 124V123H141V119L135 118L134 124L132 122H130L134 128H133L132 133H129L130 134L129 138H128L129 141H126L124 143L117 141L118 131L115 129L127 128L129 130L131 127L129 125L120 124L121 122L117 123L116 122L117 120L115 122L109 121L108 119H104V118H103ZM110 120H114V119H110ZM195 120L196 121L198 120V122H200V123H204V122L206 123L207 122L206 120H203L201 118L195 119ZM146 124H148V123H146ZM154 126H155V123H150L147 130L152 131V127H154ZM193 126H194V123H193ZM201 130L203 131L204 128H201L196 133L200 134ZM89 133H90L92 138L98 134V132L96 133L94 131H90ZM214 133L215 132H212V135H211L212 139L210 140L211 142L209 144L211 146H212V144H213V146L217 145V147H216V149H214V151L217 152V154L218 153L220 154V153L224 152L225 149H227V146L225 144H223L224 140L221 137H226L227 135L225 133L224 135L221 136L220 134L217 133L218 137L214 138L216 136ZM77 134H78V129L75 126V135H77ZM79 134L83 135L81 133H79ZM162 138H160V140H162ZM178 138H180V139L178 140ZM35 141H37V140L35 139ZM66 142H68V141H66ZM94 142L91 141V143H94ZM65 144H67V143H65ZM68 144H69V142H68ZM66 149H68V148H66ZM196 154H198V153L195 152V153L190 154L191 158H196V159L204 158L202 156L198 157ZM202 155H206V154L203 153ZM154 156H155V154H154ZM106 157H109V160L107 162L104 161L105 164L103 165V163L101 162L103 160H101V159L106 158ZM227 157H228V155H227ZM176 158H178V159H176ZM97 159H99L101 161H98ZM193 160H195V159H193ZM94 161L95 162L97 161V163L94 164L95 166L92 165L94 163ZM226 162H228V161H226ZM147 169H149V168H147ZM136 170H138V171H136ZM207 171H208V169L206 171H204V169L202 168V172L208 175L209 183H212L211 181H213L214 176L216 174L217 175L220 174V172L216 173L213 170L211 172H207ZM250 171H252V170H250ZM43 173L45 174L46 172H43ZM133 173L138 174L137 177H139V179L130 183V185L122 184V182L118 179L119 177L124 176L125 174H133ZM108 176L113 177L114 180L110 183H106L102 180L99 181L100 177L104 178V177H108ZM71 177H72V179H71ZM143 179L145 180V183H147V185H143V182H144ZM168 179H169V181H168ZM226 182H227V180H226ZM16 183H18V182L17 181H11L12 186L13 185L15 186ZM27 183L29 184V186L27 187V193H28V192H30L29 190L32 188L31 186L33 184H35L36 182L29 180ZM5 184H6V186L9 187L10 181H8V182L5 181ZM2 185H4V183H0V192L7 190L5 187L2 188L1 187ZM139 185H143L142 186L143 188L140 190L137 188ZM97 189H99V187H97ZM60 190H62L63 194L57 193ZM201 190H205V189H201ZM71 191L78 192L79 195L73 197L71 194ZM31 192H32V189H31ZM117 192H120V191H117ZM91 193L94 194V192H91ZM111 193H113V192H111ZM135 199L136 198L134 196V199L132 201L128 200L127 207L129 210L126 213V215L124 214V216L121 217L120 222L126 223L128 220H130L132 218V213H130V211L135 210V208H138L141 205V204H139L140 202L136 201ZM230 200H233V199H230ZM116 202H118V201H116ZM108 203H109V205H108ZM230 203L227 204L229 206L228 207L229 209L231 208ZM23 206L26 207L28 210V212L26 214H19L18 211L14 210V209H17V208H20ZM88 209H93L94 211L96 210L95 214H93V215L88 214ZM93 210L91 212H93ZM253 213H257L256 216H262V222L259 220L260 218H258V217L252 218V219L250 218V222L252 224L260 221L259 222V223H261L260 229L259 230H257V229L245 230L244 235H243V232H244L243 230L239 231L238 234L235 235V240H230L228 242L229 244H228V249L226 250V252L218 251L219 255H223V256L226 255L227 256L226 258H228V259L223 260L221 258V259H216L213 261L210 260L208 262V264H264V257H263V254H264V217H263L264 211H262V213H261L258 210L255 211V209L254 210L251 209L250 214L253 215ZM176 215L181 216L182 213L181 212L179 213L177 211ZM164 216L166 217L165 221H167L169 223L172 222V223H176L178 225L182 224L183 218L182 219H174V218L170 219L169 215L168 216L164 215ZM242 218L243 217L241 216L240 220L233 219L232 223L235 225V224H237V222L241 221ZM143 220H144V222L150 221L149 215ZM211 221H215V218H211ZM194 222H195V224L200 223V221L197 218L193 220V223ZM100 223H106L107 228L101 229L100 231H97V233L95 235L94 233H92L93 230L91 227H98L100 225ZM256 225H259V224L256 223ZM175 231H178V230H175ZM240 232H241V235H240ZM122 233H124V232H122ZM165 233H166L165 235H159V233H156V234H154V237L159 238V239H163V241H165L166 243H168V241L172 242L174 240H177V234H175L176 232H174L173 229H170V230L166 231ZM247 233H249V234H247ZM123 237L120 236L119 239L128 240L129 238H131V237H127V236H125V238H123ZM133 238H135L138 241H142V236L138 232L135 235H133ZM205 238H207V237H205ZM208 238H210V237H208ZM119 239H117V240H119ZM194 239H196V241L200 240V239L202 240L203 236L194 237ZM87 240H88V242L90 241L89 245L87 243ZM207 240L211 241L212 239H207ZM225 240H228V239H225ZM169 245L167 244V247L169 250L167 252V255L171 254L170 257L172 258L175 254L173 253V251H170L171 247ZM108 246L110 247L113 254L117 256V254H118L117 250L118 249L116 250V248H114L115 245L114 244H108ZM164 247H166V246H163V249H167ZM197 248H198V246H197ZM122 249H123V254L124 253L125 254L126 253H133L129 250V248L127 246H123ZM143 249H144L143 246H138V249H137V253H138L139 257L141 258V261H142V254L144 253ZM63 250H65V251H63ZM119 251H120V249H119ZM135 252L136 251L134 250V253ZM159 253H162V250H160L158 252V254ZM125 254H124V256H125ZM200 257H201V255H200ZM162 260H163V258H162ZM104 261H106V262L109 261L112 264H130V262L128 261L129 262L128 263L124 258L121 259L120 261L119 260L110 261L108 259L107 260L104 259ZM140 262L136 261L135 264H140ZM165 262H167V260ZM169 263H171V262H169ZM200 263H201V261H193V264H200ZM42 264H53V263L51 260L48 259L45 262H43ZM177 264H178V261H177Z\"/></svg>",
  "mask_w": 264,
  "mask_h": 264
}]
</instances>
